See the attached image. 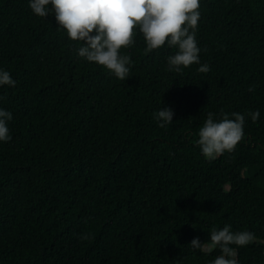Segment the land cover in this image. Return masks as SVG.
<instances>
[{"label":"trees","instance_id":"1","mask_svg":"<svg viewBox=\"0 0 264 264\" xmlns=\"http://www.w3.org/2000/svg\"><path fill=\"white\" fill-rule=\"evenodd\" d=\"M199 11L200 64L169 71L175 49L147 52L137 33L120 80L79 57L53 14L0 0V68L16 81L0 87L13 115L0 264H209L220 249L190 242L226 224L254 233L230 246L238 264H264V0H200ZM162 107L174 111L164 128ZM209 112L245 115L242 140L212 160L197 144Z\"/></svg>","mask_w":264,"mask_h":264},{"label":"clouds","instance_id":"2","mask_svg":"<svg viewBox=\"0 0 264 264\" xmlns=\"http://www.w3.org/2000/svg\"><path fill=\"white\" fill-rule=\"evenodd\" d=\"M28 5L39 17L53 14L58 28L64 30L70 40L81 42L77 49L79 57L106 68L120 80L128 78L132 63L131 57L122 54L121 49L132 46L137 33L143 36L147 52L162 46L175 49L166 57L169 71L179 73L193 64H200L201 49L196 39L201 17L200 0H28ZM209 70L207 64L198 68L201 73ZM15 85L10 72L0 68V87ZM173 116L172 108L162 107L153 119L164 128L173 122ZM248 116L255 122L260 112L251 111ZM231 117L225 113L217 120L213 113H208L197 134V144L205 158L212 160L231 152L242 140L245 115L233 112ZM12 118L10 111L0 107V143L12 139L8 127ZM208 234L207 242L194 237L190 244L202 252L220 249L223 254L209 264H238L230 246L242 247L254 240V233L234 232L229 224L213 228Z\"/></svg>","mask_w":264,"mask_h":264},{"label":"rangeland","instance_id":"3","mask_svg":"<svg viewBox=\"0 0 264 264\" xmlns=\"http://www.w3.org/2000/svg\"><path fill=\"white\" fill-rule=\"evenodd\" d=\"M226 189H228V185L226 186Z\"/></svg>","mask_w":264,"mask_h":264}]
</instances>
